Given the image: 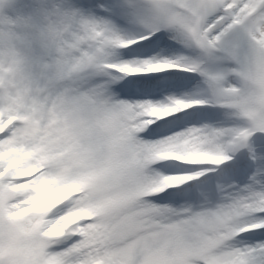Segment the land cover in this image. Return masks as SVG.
<instances>
[{
  "label": "snow or ice",
  "instance_id": "1",
  "mask_svg": "<svg viewBox=\"0 0 264 264\" xmlns=\"http://www.w3.org/2000/svg\"><path fill=\"white\" fill-rule=\"evenodd\" d=\"M0 264H264V0H0Z\"/></svg>",
  "mask_w": 264,
  "mask_h": 264
},
{
  "label": "rangeland",
  "instance_id": "2",
  "mask_svg": "<svg viewBox=\"0 0 264 264\" xmlns=\"http://www.w3.org/2000/svg\"><path fill=\"white\" fill-rule=\"evenodd\" d=\"M165 38L167 39V34L165 35ZM169 43L170 44H173V52H176V53H180V52H184V50L182 49V48H180V46L179 45H176V44H174V42H172V41H169ZM169 58H171V54H170V56H169ZM182 73V72H181ZM184 75L186 74H189V73H183ZM177 77V76H176ZM181 78V77H180ZM197 79L199 80L200 78H199V76L197 77Z\"/></svg>",
  "mask_w": 264,
  "mask_h": 264
},
{
  "label": "bare ground",
  "instance_id": "3",
  "mask_svg": "<svg viewBox=\"0 0 264 264\" xmlns=\"http://www.w3.org/2000/svg\"><path fill=\"white\" fill-rule=\"evenodd\" d=\"M168 73H169V72H168ZM168 73H167V74H168ZM164 74H165V73H164ZM161 76H162V75H161ZM188 77H189V78H188ZM186 78H188V79L191 78V79L198 80L197 77H196V76H193V75H189V76H187ZM177 95H180V93H177Z\"/></svg>",
  "mask_w": 264,
  "mask_h": 264
}]
</instances>
